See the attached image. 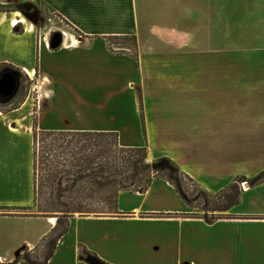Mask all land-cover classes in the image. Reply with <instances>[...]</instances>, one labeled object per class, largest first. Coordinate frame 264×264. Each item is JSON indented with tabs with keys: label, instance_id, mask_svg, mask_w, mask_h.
<instances>
[{
	"label": "crops",
	"instance_id": "crops-1",
	"mask_svg": "<svg viewBox=\"0 0 264 264\" xmlns=\"http://www.w3.org/2000/svg\"><path fill=\"white\" fill-rule=\"evenodd\" d=\"M191 1L0 0V65L34 81L19 103L0 109V250L10 251L24 238L27 244L16 253H30L57 223L38 216L35 206V131L115 133L121 147L145 148L152 162L170 158L210 195L264 171V166H234L240 157L264 155V140L257 144L255 139L256 130H264V0L238 5L198 0V17L191 15ZM25 8L34 12H22ZM46 10L81 35L61 31L62 45L51 49L50 34L39 28ZM153 19L162 22L150 25ZM193 19H198V58L190 57L188 41L177 40L183 52L170 55L163 31L190 35ZM140 25L158 39L157 48L145 42ZM113 35L135 36L137 57L111 53L106 40ZM244 50L254 54L244 56ZM187 56L199 63V107L183 103L173 108L177 116L162 123L176 128L174 120L189 132L177 137L179 156L156 154L155 146L131 138L141 134L140 113L142 118L152 94L168 89L159 80L174 74L159 66L170 59L184 64ZM179 74L186 78L181 69ZM10 78L0 83V96L7 100L20 89ZM243 203L248 210L236 208ZM192 208L163 179L152 180L145 193L121 191L115 216L70 218L69 231L47 264H86L79 258L81 246L109 264H264V183L242 188L239 204L212 223L191 213ZM13 259L0 254L2 262Z\"/></svg>",
	"mask_w": 264,
	"mask_h": 264
},
{
	"label": "trees",
	"instance_id": "trees-1",
	"mask_svg": "<svg viewBox=\"0 0 264 264\" xmlns=\"http://www.w3.org/2000/svg\"><path fill=\"white\" fill-rule=\"evenodd\" d=\"M131 38L136 43V37ZM1 68L15 69L0 65V79L5 74ZM3 102L8 100L0 96V103ZM147 160L145 148L121 147L117 134L111 132H34L35 206L38 216L57 220L52 251L44 264L53 256L58 240L68 233L70 218L115 216L119 213L121 191L145 193L152 180L163 179L173 185L185 204L193 207L196 199L188 197L183 188V180L188 179L199 188L202 199L212 196L170 158L162 157L152 163ZM240 182H248L250 187L262 184L264 171L251 179L240 177L220 192L225 205L216 211L226 212L239 204ZM28 254L8 264H35L27 258ZM79 258L86 264H109L85 246L80 247Z\"/></svg>",
	"mask_w": 264,
	"mask_h": 264
},
{
	"label": "rangeland",
	"instance_id": "rangeland-1",
	"mask_svg": "<svg viewBox=\"0 0 264 264\" xmlns=\"http://www.w3.org/2000/svg\"><path fill=\"white\" fill-rule=\"evenodd\" d=\"M227 1L232 4L236 3L238 5L240 2L246 3L248 0H227ZM191 8L194 10L193 12H191L192 17L194 16L198 17V13L195 12V10L198 9V0L191 1ZM22 10H23L22 12H26V13L34 12L32 8H25ZM100 20L104 21L103 18H100ZM154 22H162V20L153 19L152 21H150V25L153 24ZM192 23L193 25L191 29L193 30V32L190 35L177 34L175 32L168 30L163 31L162 34L166 36L165 37L166 40L170 43L169 44L170 48L168 50V53L170 55L183 52L179 48L180 43H177V40L188 41L193 46L189 50L191 54L190 57L193 59L198 58L199 56L198 19L196 21L194 20ZM140 26L142 28L141 30L142 31L144 30L145 32L142 33L143 38H145V42L151 44V46L154 45L153 47L157 48L156 43L158 42L157 41L158 39L157 38L153 39L152 35L148 34L147 32V29H149L148 26L146 25L144 26L140 25ZM39 28L43 31V34H50L51 37H54V35L57 33H61V31L68 32L67 35L69 34L81 35V33L78 32V30H76L70 22H67L66 20H61L49 10H46V12L42 11L41 18L39 20ZM155 35L158 36V34ZM123 36H128V37H123ZM131 37L132 35H113L108 37L106 42L110 52L113 54H127L133 57H137L138 41L136 39V43H135ZM151 50L156 51L154 49ZM242 54L248 57L249 55H253L254 52H249L244 50ZM166 63L167 65L165 66H159V69L164 68V70L166 69L169 71V73H174L175 75L173 74L170 77V79L161 78V80H159L158 83L161 86L168 87L167 91H171V92L167 94L166 93L167 91H160L159 94L156 92H155L156 94H152L153 95L152 101L146 102L147 109L145 110L144 116L142 118H141V113L139 112L140 119H143L141 120V126L139 124L138 127V130L141 129V134H139L138 136H133L131 138V141L135 143L143 144L145 147L147 143L152 146H155L156 150L158 151V153L156 154H169L171 156H179L178 144L176 143L177 137H179L178 135H185V132H189V131H184V130L182 131L181 130L182 128L178 127L179 123L176 122L174 123V120L172 121L173 122L172 124H176L177 125L176 128L173 126H169L166 123H162V121H166V119L168 120L169 117L175 118L177 115L173 113L174 112L173 108H177L179 105H182L183 103L185 106L199 107V102H200L199 63L197 60H195V63L193 64L192 60H190L188 56L186 57L184 64L183 62L180 63L178 61L174 62L172 59L168 60V62ZM177 69L179 70L181 69V71L184 72L186 78L182 77L179 74V70ZM1 71H3L5 74L13 75L17 79V83L20 85L19 93L18 95H16V97H14L11 100L9 99L8 102L0 103V109L2 111H7L10 110L11 107H13L16 103H19L20 100L25 98V96L34 86V81H31L28 75L17 69L1 68ZM139 85H137V90L141 92V87ZM180 87L183 89L181 90ZM184 95H186V97H184ZM36 96L37 95L34 93V95H32V98H37ZM169 100L171 101L169 102ZM260 101L262 102L263 100L259 99L257 102ZM260 108L262 107L260 106L259 109ZM142 126L144 127L142 128ZM193 126H197V125L194 124ZM185 128H188V126L184 125V129ZM243 133L244 130L241 129L240 134L242 135ZM255 135H256L255 139L257 144L259 143V139L264 140V130H256ZM199 136H200V132H199ZM169 137L175 139L170 140ZM258 154L259 152H257L256 155L251 154V156L250 155L249 157L246 156L244 159L240 157L237 163H234V166H236L238 170L243 168H245L246 170H253V169H257L260 166H264V155H258ZM147 161L148 163H152V161H150L149 159ZM188 164L191 165L193 163L188 161ZM243 184L247 185L248 183L240 182L238 184V189L240 192H242V188L244 187ZM183 188L184 191L187 193L188 197H190L191 199H196V202H193V208L191 209V213L200 215L211 222L217 220L218 218L226 216V212L216 211L222 209L225 205V201L221 198V196H219L220 193L212 195L207 200H204L199 196V188L188 179L183 180ZM236 208H238L241 211L248 210L249 205L247 203H243ZM0 227L1 229L3 228L2 226ZM4 229H6V227H4ZM55 237L56 236L54 233L51 234L47 239H45V241H43V243L36 250L30 252L27 255V258L35 264H44L49 254L52 251V244ZM21 239L24 240V238ZM9 240L12 241L13 239L11 238ZM22 240L20 242V238L17 239L15 243H12L13 245H11L10 251L0 250V254L3 255L5 259L11 260L12 258H14L12 260L14 261L18 256L22 255V254L18 255L16 252H18L19 250L21 251L22 246H24V244H27L26 242L24 243ZM23 254H26V252H24ZM4 263L8 264L10 262L8 261L2 262L0 260V264H4ZM21 263L27 264L26 262H21Z\"/></svg>",
	"mask_w": 264,
	"mask_h": 264
},
{
	"label": "water",
	"instance_id": "water-1",
	"mask_svg": "<svg viewBox=\"0 0 264 264\" xmlns=\"http://www.w3.org/2000/svg\"><path fill=\"white\" fill-rule=\"evenodd\" d=\"M62 43H63V36L61 35V33H57L54 35V37H51L49 46L51 49H58L62 45ZM8 76H10L11 78L13 77V75L4 74L3 77L0 79V83L5 77Z\"/></svg>",
	"mask_w": 264,
	"mask_h": 264
},
{
	"label": "bare ground",
	"instance_id": "bare-ground-1",
	"mask_svg": "<svg viewBox=\"0 0 264 264\" xmlns=\"http://www.w3.org/2000/svg\"><path fill=\"white\" fill-rule=\"evenodd\" d=\"M248 188V185H244V189H247Z\"/></svg>",
	"mask_w": 264,
	"mask_h": 264
},
{
	"label": "built area",
	"instance_id": "built-area-1",
	"mask_svg": "<svg viewBox=\"0 0 264 264\" xmlns=\"http://www.w3.org/2000/svg\"><path fill=\"white\" fill-rule=\"evenodd\" d=\"M61 34L65 37V34H64V32H61ZM244 185V184H243ZM244 188V187H243Z\"/></svg>",
	"mask_w": 264,
	"mask_h": 264
}]
</instances>
